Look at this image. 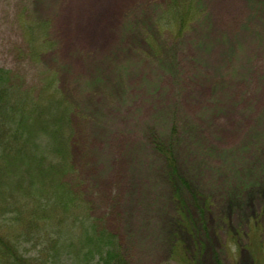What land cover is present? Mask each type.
<instances>
[{
  "label": "rangeland",
  "instance_id": "1",
  "mask_svg": "<svg viewBox=\"0 0 264 264\" xmlns=\"http://www.w3.org/2000/svg\"><path fill=\"white\" fill-rule=\"evenodd\" d=\"M0 69L42 119L63 109L76 198L45 208L3 170L0 264H105L109 247L126 264H264V0H0ZM168 150L197 207L173 198Z\"/></svg>",
  "mask_w": 264,
  "mask_h": 264
},
{
  "label": "trees",
  "instance_id": "2",
  "mask_svg": "<svg viewBox=\"0 0 264 264\" xmlns=\"http://www.w3.org/2000/svg\"><path fill=\"white\" fill-rule=\"evenodd\" d=\"M190 15V11H183L181 14L182 20L186 21L187 17ZM138 29V24H131L130 22L129 27L126 29V33L127 35L133 33L136 36V31ZM150 39L156 43V38L150 36L149 40ZM153 51L157 53L155 49H153ZM11 77V72L0 69V146H3L0 149V156H4L6 154L4 157L5 161H3V164L0 163V174L3 177L2 172L4 170L8 174V178L3 177L5 181L15 180V188H17L18 191L22 192V194L26 193L36 200L37 198H40V201L45 203L43 204L45 208H47L46 206L53 205L56 202H61V208L68 210L71 205H75L76 198L73 195V191L70 189L71 187L68 182L64 181L69 173H74V170L72 171V166L68 157V133L67 131L62 130V126H60L63 121V109H61L60 112L61 119H44V117L42 119V116L45 115V111H47L46 107L44 113L42 114V109L39 105L32 106L31 108L25 106L24 100H22L23 93L18 92L14 89L15 86L10 85L12 79ZM12 91H17L20 101L15 102L12 99ZM61 91L58 89V92ZM52 92L55 95H58L55 91L52 90ZM61 94L62 98L57 101V104L62 102L61 105H65L68 103V101H70V99L63 92H61ZM69 105L73 107V103H69ZM32 116L34 117L33 119L38 122V126L32 124ZM52 124L53 126H51ZM40 133H44L43 135L48 136L47 145L53 154L61 156V167L58 168L56 166L47 164L46 156L40 153L41 150H44V147L38 142ZM156 146L159 145L156 143ZM165 152L167 154V156H165L167 162L172 160L171 167H169L167 174L169 175L171 183L174 184L175 192L173 198L176 201L181 202V204H184V198H186L185 195L187 193L193 198V200H195L196 205L197 197L199 196L197 189L195 191L193 189L194 187L192 186V183L178 171L174 163V159L176 157L175 153L171 150ZM9 159H12L11 166L14 173L10 172L8 163ZM18 160L22 163V165L26 164V162H30L32 164L35 163V165L26 167L20 172H17L16 162ZM24 160H26V162H23ZM176 183L179 185V187H175ZM70 184L72 186L73 183L70 182ZM11 186L13 188V185ZM178 198H180L181 201ZM197 206L198 204L196 207ZM189 212V209L186 211L184 205L183 209L178 211L181 221L180 224L184 227L190 226L191 229H193L199 224H195L192 221L190 216L191 214ZM201 212H204L203 208L201 209ZM193 231L196 232V229ZM99 238L101 241H103V238L105 239V234H100ZM92 239L93 237L91 240ZM97 240L98 239L92 241L97 242ZM98 241L100 242V240ZM106 245H112L114 247L113 242ZM95 247H97L96 244ZM106 252L107 256L104 257L105 264H126V261L116 249L112 250L109 247ZM201 256L202 253L199 252L197 261L198 264H202V258L204 256L202 258ZM244 258L245 256L243 257V261ZM218 263L221 264L220 262Z\"/></svg>",
  "mask_w": 264,
  "mask_h": 264
},
{
  "label": "flooded vegetation",
  "instance_id": "3",
  "mask_svg": "<svg viewBox=\"0 0 264 264\" xmlns=\"http://www.w3.org/2000/svg\"><path fill=\"white\" fill-rule=\"evenodd\" d=\"M242 261H243V259H242ZM243 264H245V258H244Z\"/></svg>",
  "mask_w": 264,
  "mask_h": 264
}]
</instances>
